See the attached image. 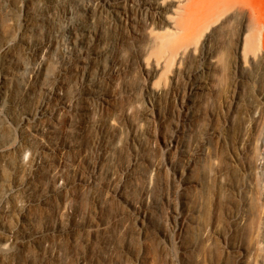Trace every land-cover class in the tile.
<instances>
[{
    "label": "rangeland",
    "instance_id": "1",
    "mask_svg": "<svg viewBox=\"0 0 264 264\" xmlns=\"http://www.w3.org/2000/svg\"><path fill=\"white\" fill-rule=\"evenodd\" d=\"M223 1L0 0V264H264V0Z\"/></svg>",
    "mask_w": 264,
    "mask_h": 264
},
{
    "label": "bare ground",
    "instance_id": "2",
    "mask_svg": "<svg viewBox=\"0 0 264 264\" xmlns=\"http://www.w3.org/2000/svg\"><path fill=\"white\" fill-rule=\"evenodd\" d=\"M219 2H220V4H222L224 1L223 0H218ZM177 28H178V30L179 31H181L182 29H183V27H182V23H179L178 25H177ZM75 29H77V27H73L72 28V30H71V32L73 33V34H76V32H75ZM249 31H251V27H250V29H249ZM263 32V31H262ZM257 33V32H256ZM254 34V35H258L259 33H260V31H259V33H257V34ZM174 33L172 32V34H170V33H167V34H164L163 36H162V42H161V45H160V47L161 48H163V47H165L166 46V44H167V42L170 40V37H172V35H173ZM77 35V34H76ZM251 34H248L247 36H246V38H245V42H244V47H243V53H244V55L247 57V55L250 53V52H255V50L258 48V49H260L259 47H261L263 44V42L261 43V41L263 40L262 38H260V37H258L257 36V40H259V39H261V41H260V43L262 44V45H260V46H256L255 45V47H254V44L252 45V44H250V40H251V38H249V36H250ZM262 35V33L260 34V36ZM263 37H264V35H262ZM259 38V39H258ZM254 40V39H253ZM256 41V40H255ZM258 42V41H257ZM259 44V43H258Z\"/></svg>",
    "mask_w": 264,
    "mask_h": 264
}]
</instances>
